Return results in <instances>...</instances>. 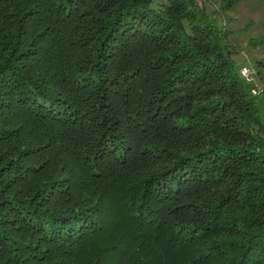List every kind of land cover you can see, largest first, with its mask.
<instances>
[{
	"label": "trees",
	"instance_id": "1",
	"mask_svg": "<svg viewBox=\"0 0 264 264\" xmlns=\"http://www.w3.org/2000/svg\"><path fill=\"white\" fill-rule=\"evenodd\" d=\"M241 2L0 0V264H264Z\"/></svg>",
	"mask_w": 264,
	"mask_h": 264
},
{
	"label": "rangeland",
	"instance_id": "2",
	"mask_svg": "<svg viewBox=\"0 0 264 264\" xmlns=\"http://www.w3.org/2000/svg\"><path fill=\"white\" fill-rule=\"evenodd\" d=\"M213 5L207 4L208 12H212L220 0H211ZM164 0H152V7H161ZM219 24L227 30L235 31L230 37L232 46L240 50L233 55L235 69L250 67L255 72V87L264 88V46L252 48L248 41L252 38L264 36V0H242L234 11L217 17ZM258 111L264 120V95L258 98Z\"/></svg>",
	"mask_w": 264,
	"mask_h": 264
},
{
	"label": "built area",
	"instance_id": "3",
	"mask_svg": "<svg viewBox=\"0 0 264 264\" xmlns=\"http://www.w3.org/2000/svg\"><path fill=\"white\" fill-rule=\"evenodd\" d=\"M238 74L250 87L253 95H257L262 91V90L261 91L258 90L255 87V79H256L255 72L250 67L247 66L241 67Z\"/></svg>",
	"mask_w": 264,
	"mask_h": 264
}]
</instances>
